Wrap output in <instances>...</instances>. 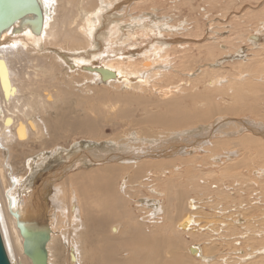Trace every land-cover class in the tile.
Listing matches in <instances>:
<instances>
[{"label":"bare ground","instance_id":"1","mask_svg":"<svg viewBox=\"0 0 264 264\" xmlns=\"http://www.w3.org/2000/svg\"><path fill=\"white\" fill-rule=\"evenodd\" d=\"M149 1L37 0L40 32L25 23L33 13L0 30V233L11 261L31 264L17 223L42 218L47 264H264V255L246 262L245 255L230 257L223 243L216 246L223 220L214 222L218 235H210V246L195 227L204 197L209 206L224 201L231 217L254 203V185L264 198V8L231 10L229 0L218 24L232 34L206 36L196 18L176 26L156 6L141 8ZM180 1L195 8L194 0ZM105 16L101 35L108 41L97 50L94 35ZM243 18L255 22L245 25ZM241 41L250 44L248 56ZM224 55L233 58L221 62ZM113 87L129 90L139 102L132 112L143 116L123 118L125 110L104 102ZM150 88L160 97L152 98ZM71 96L80 121L66 118L74 110L65 107ZM216 96L230 102L220 105ZM57 104L50 118L47 108ZM111 110L123 118V130L96 134V119L105 121ZM70 127L88 132L93 144L67 149L62 135ZM51 161L60 166L50 171ZM79 184L88 190L77 191ZM256 216L240 223L254 255L264 253ZM238 232L231 226L229 235Z\"/></svg>","mask_w":264,"mask_h":264},{"label":"rangeland","instance_id":"2","mask_svg":"<svg viewBox=\"0 0 264 264\" xmlns=\"http://www.w3.org/2000/svg\"><path fill=\"white\" fill-rule=\"evenodd\" d=\"M227 1H229V0H217V3L214 6H212V0H194L192 2V4L194 5L195 8L193 9V7H192V10H190V8L188 6H184L183 4H181L180 0H150L149 1V3H150L149 5L145 6V4H144V7H141V8L148 9L150 7V5L156 6L157 8H159V10H158L159 12H163L162 14H164V13L165 14H169V15L171 14L170 18L167 17L166 19L170 20L172 22L174 21L176 23V26L180 25L181 21H184L186 19V17H189L191 19L192 18L193 19L196 18L198 20V22L201 23V25H203L202 28L204 29V35H205V33H206V36H209L211 34L213 35L212 32L214 30H218V31L222 32L225 36L226 35L228 36V35L232 34L230 32V29H229L230 27L226 26L225 28H220L221 24H218L219 22H222L221 21L222 20V16H223L222 12L224 11V7L227 5ZM257 1H259V2H257ZM260 1L261 0H253V1L252 0H250V1L249 0H235V3L232 4V6H231V10H238V9L241 10V8H243L242 10L245 11L248 8L247 5L248 6L253 5L254 8H255L254 9L255 11H260L262 8H264V0H262L263 2L262 1L260 2ZM257 4H258V6H257ZM175 5H177V6H175ZM200 8H202L204 10H202ZM177 9H178V12H177ZM129 10L137 11V8L129 9ZM173 10H175L176 12L173 11ZM134 13H136V12H134ZM205 13H206V15H205ZM237 13H238L237 15H239V12H237ZM231 14L228 15L227 20H229L231 18L230 17ZM107 17H110V16L107 14ZM209 18L214 19L213 20L214 25H213L212 28H210V26L208 25L209 21H210ZM105 19H106V16L104 17V21L100 24L98 29L95 31L96 34L94 35V37H95V40H96L95 42L97 43V46H96L95 49H97V50L106 49L105 43H107V41H108L107 35H103V36L101 35V34L106 32V29H107V26H108L107 21H105ZM242 20H243V23L245 25L248 24V23H251V22H255L254 20L248 21L245 18H243ZM191 22L192 21H190L189 24L192 26L193 22L192 23ZM186 26L188 27V25H186ZM190 27L188 29H191ZM218 27H219V29H218ZM135 29H137V28H135ZM253 30H254V28L250 26L249 32H251ZM184 31L185 30L178 31V33L184 32ZM263 33H264V31H263ZM262 39H263V42H264V36H263ZM226 46H227V49H230V50L233 48L232 47L233 45L231 46V44L230 45L227 44ZM234 46H235V44H234ZM238 46H243V50H244L243 51V55L245 54V55L248 56V54L250 53V44L248 42L241 41ZM195 53H196V51L193 52V54H195ZM260 53L262 55H264V48H263V51L260 52ZM232 56L229 57L228 55H224L220 59V61L221 62L230 61L233 58ZM236 57L241 58L238 55L235 56V58ZM223 59H225V60L223 61ZM225 68L230 69L231 68L230 63L226 64ZM197 73H199V69H197ZM76 85H80V84H76ZM99 85L101 86V84H99ZM77 87L74 88V89H76L78 91V92L76 91L77 93H75V95L76 94H81V93H79L81 91V88H79V86H77ZM198 87H199V89L202 88L201 85H199ZM113 89L112 88H107V90L102 94L101 98L104 100V102H107V104H109L110 107L115 109V110H117L119 108H122L123 110H125L126 111V115H124L123 118L128 117V115H130L131 113H133L134 117H136V118L143 116L142 111L140 109H137L135 112H132L131 107L132 106H137L139 102L137 100H132L130 98L131 97V92L129 90L125 91L124 90L125 88H122V87H120V89H119L120 91H117L116 88H114V87H113ZM96 91H99V89H96ZM149 93H150V95H152L151 96L152 98L153 97L156 98L158 96L160 97L159 94L157 95V91L155 92L152 88L149 89ZM92 95H94V98H95V99L92 100V102H93L94 100H97L98 97L95 96V93H93V92H91V96ZM217 97L218 96L215 97V100L218 99L220 101L219 102L220 105L221 104H227L228 102H230V98L228 96H226L223 99H221V98L219 99V97L218 98ZM74 98H75V100H74ZM125 99H127V101L124 104ZM224 100H226L225 103L223 102ZM75 101H76V97L75 96H71L68 99V101L66 103L67 106L65 105V107L72 108L73 105H74V107L72 108V110L73 109L74 110H73V112H66L65 115L67 116L66 118H68V120L74 119V120L80 121L84 115H82V111H78V109H76L77 108L76 105H78V104ZM98 102H99V100H97L96 103H98ZM59 106L60 105L57 104V106L53 107V109L47 108V113L50 115V118H54L55 116H57ZM110 112H111V114L105 115L106 116V120L105 121L100 119V118L96 119L95 123L97 122L99 124V125L96 124V127L100 126V127L97 128L98 131H97L96 134H101L102 132H104V134L108 135V136L116 135V134L118 135L119 132L121 130H123V123H122L123 118L118 117L117 114L113 113L112 110ZM137 112L139 113V115H137L138 114ZM72 129H73L74 133L72 132ZM69 131H71L69 134L72 137L70 139L68 138L69 137V134H68ZM65 132H66L67 135L65 134ZM65 132L63 133L62 138L66 139L65 140L66 142H64L63 145H67V147H66L67 149H70L74 144H76L77 146H79L80 151L82 152V151L88 149V147L84 148L85 146H87V145L91 146L93 144L90 140H88L89 138H87L88 137L87 136L88 132L82 131V130H80V128L70 127L67 130H65ZM84 135H85V137H84ZM70 140H73L75 142L68 143ZM60 142H63V141L60 140ZM37 147H38V145L35 143L33 145V148H37ZM49 165H51L50 171L53 170L54 168H58L60 166L59 163H56L55 161L49 162ZM242 174L246 175L247 173L246 172H242ZM42 178L43 177L37 178L36 183L39 184V182H41ZM230 181H231V179H228L227 183H230ZM76 188H77V191L78 190L79 191H83L85 189L88 190L87 186L84 187L83 185L81 186L80 184ZM251 189H254V193L251 194V200L254 203L250 204V203L245 202L244 207L242 208V210L240 212H237L232 217L230 215L224 214V211H223L224 210V208H223V202L224 201H221L218 205H214V206H209V205L206 204V197H204L202 200L199 201L197 215L202 216L203 219H200L201 222H198V224H196L195 227L201 233H203L205 235L204 238H206V239H204L201 242V244L206 243L207 245L210 246L212 244L210 235H212V237L214 238V237H216V235L221 234L220 240H216L215 241L216 242V246H218L220 243H223L224 244L223 249L228 253V255L230 257H238L240 255H245L246 262H249V261L254 260L256 257L258 258L259 256H263L264 255V253H260L258 255H254V252H252V251H253V249L255 247L252 244H247L245 246V243H244V240H243V235L245 233L241 232V230H240V228H241L240 227V223H242L246 219L253 218V216H256V215H257L256 216L257 220L255 221L256 224H258L259 228L264 230V211H263V209H264V198H263L262 192L260 191V188H258L257 185H254L253 188H251ZM143 191H144V193L148 194L146 188H143ZM207 194H213V195H211V201L212 202H215L217 200V198L215 196V193H207ZM246 195H247V191L242 193L241 196L236 194V193L233 196H234L235 200H238V199H240V198H242V197H244ZM193 196H195V198H196L197 194H193ZM22 197H24V195H22ZM161 201H162V199H161ZM230 202H231V200H230ZM162 203H163V201H162ZM148 206L153 208V205H148ZM252 206H258V209H256L255 212H254L252 210ZM220 220H223V221L219 224V227H218V232L219 233L216 234L214 222H217V221H220ZM231 226H232L233 229H235V230L237 229V231H239V232L237 234L229 235ZM186 237L189 240V236H186ZM261 239H264V232L261 235L258 236L256 241L257 240H261ZM227 240H231L233 242H237L238 246L237 247H234L233 245H229L228 246L226 244ZM193 242H197V241L193 240ZM257 247H262L264 249V244H262L260 246H257ZM224 257H225V255H224ZM226 260L224 261V264H227ZM231 261L232 260H229V262H231Z\"/></svg>","mask_w":264,"mask_h":264},{"label":"water","instance_id":"3","mask_svg":"<svg viewBox=\"0 0 264 264\" xmlns=\"http://www.w3.org/2000/svg\"><path fill=\"white\" fill-rule=\"evenodd\" d=\"M28 13H33L35 17L34 19L25 20V23L31 25L35 33L40 32L42 14L37 0H0V30ZM14 216H17V214H14ZM45 222V219L37 218L17 223L23 239L22 252L31 264H47L46 242L49 238V230ZM0 264H17L7 256L1 233Z\"/></svg>","mask_w":264,"mask_h":264}]
</instances>
